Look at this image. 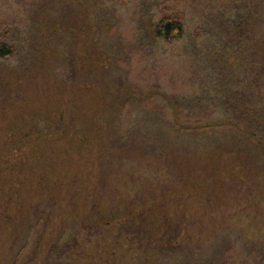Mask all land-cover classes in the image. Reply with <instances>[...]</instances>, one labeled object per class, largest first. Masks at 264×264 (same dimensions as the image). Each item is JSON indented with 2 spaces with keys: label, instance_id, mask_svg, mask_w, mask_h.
<instances>
[{
  "label": "rangeland",
  "instance_id": "1",
  "mask_svg": "<svg viewBox=\"0 0 264 264\" xmlns=\"http://www.w3.org/2000/svg\"><path fill=\"white\" fill-rule=\"evenodd\" d=\"M0 44V162L15 120L93 117L37 208L0 167V264H264V0H0Z\"/></svg>",
  "mask_w": 264,
  "mask_h": 264
},
{
  "label": "trees",
  "instance_id": "2",
  "mask_svg": "<svg viewBox=\"0 0 264 264\" xmlns=\"http://www.w3.org/2000/svg\"><path fill=\"white\" fill-rule=\"evenodd\" d=\"M153 34L167 44L181 40L184 36L181 17L162 13L154 25ZM14 54L13 47L0 44V59H7ZM78 112L79 114L75 109L66 110L55 123L45 115V121L38 119L40 114H31L29 118L15 120L10 140L3 146L4 154L0 167L11 173L19 172L14 183L22 187L29 186L30 191L26 194L25 202L37 201L36 208L39 206L38 200L49 201L48 199L54 198L55 193L64 187L70 171H60L68 170L73 161L85 153V146L90 143L92 130L90 131L91 128H87L86 124L93 117L89 118L86 113ZM251 114L252 117L246 111L242 115L249 118L248 122L261 124L264 128L263 113L252 111ZM39 212L41 214L43 210Z\"/></svg>",
  "mask_w": 264,
  "mask_h": 264
}]
</instances>
